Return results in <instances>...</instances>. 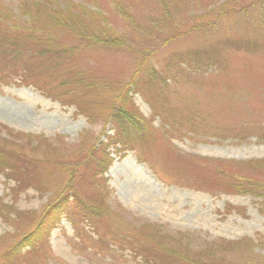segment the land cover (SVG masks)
Returning a JSON list of instances; mask_svg holds the SVG:
<instances>
[{
  "label": "rangeland",
  "instance_id": "rangeland-1",
  "mask_svg": "<svg viewBox=\"0 0 264 264\" xmlns=\"http://www.w3.org/2000/svg\"><path fill=\"white\" fill-rule=\"evenodd\" d=\"M107 1L0 0V139L25 155L32 179L16 185L0 171V252L34 227L75 168L70 186L101 206L99 231L63 218L46 242L22 250L18 264H145L129 244L140 236L190 256L201 251L206 264H264V198L204 183L216 169L264 183V0H114L125 19ZM250 4L240 14L218 15ZM52 5L85 25L55 27ZM36 10L37 34L56 33L64 52L13 48L9 27L29 23ZM95 23L120 44L88 46L75 37L74 30L92 32ZM248 36L261 51L237 54L225 72L217 65L179 66L166 80L167 102L160 95L156 110L147 96L133 93L154 139L108 147L106 168L96 178L81 176L88 148L113 134L112 103L131 76L139 79V64L156 68L176 51ZM48 46H56L55 38ZM218 74L234 81L217 87L210 82Z\"/></svg>",
  "mask_w": 264,
  "mask_h": 264
},
{
  "label": "trees",
  "instance_id": "trees-1",
  "mask_svg": "<svg viewBox=\"0 0 264 264\" xmlns=\"http://www.w3.org/2000/svg\"><path fill=\"white\" fill-rule=\"evenodd\" d=\"M109 1L114 4L115 14L125 19L127 12L124 7H122L121 4L118 5L115 3L114 0H108L107 2ZM38 3L40 2H35V8L38 9V6H44ZM252 4L247 6L248 8L246 9L243 5L239 8H231V11L224 9V11L218 13V15H222L225 12H227V14H240L255 6ZM54 5H52L53 9L48 17L55 27H69L68 24L70 21H76L80 26L85 25V21L82 20L83 18L80 16L71 17L70 14L65 17L62 8L60 6L54 7ZM47 10H49V8ZM91 13L97 14L96 12ZM0 18L3 19V14H0ZM90 19L93 20L91 17ZM37 23L41 24L42 22L36 10L35 15L32 16L29 23L21 27H19L21 24H17L18 26L12 24L9 27L8 31L11 30L10 32L13 33L14 37V42L12 43L13 48L18 50L19 47H22V44H24L23 47L27 45L37 48L40 47V52L42 53L64 52L66 48L61 45L62 42L56 41V39L59 40L56 33H51L50 36L46 37L37 34L40 32L35 27ZM208 23L210 26H214L216 21L213 20ZM86 26H88V23ZM55 27L53 26V28ZM74 31L75 37L86 39L88 46L95 44L111 47L120 44L119 40L121 38H119V36L116 38L112 36L110 29L107 28L106 25L101 26L95 23L92 32H87L86 30L79 33L78 29ZM53 38H55L56 43L54 48L48 46L49 41ZM168 38H171V35H169ZM260 49L259 41L249 36L244 39L219 37L205 46L181 50L182 52L176 51L169 55L159 67L155 68L149 63L145 65L139 64L138 68L135 70L142 72L139 79L136 80L131 76L129 82L120 88L116 100L112 103L109 121L113 128V134L106 137L105 143H95L88 148L81 161L82 168L84 169L81 176L85 179L96 178L97 175L106 168L109 163L108 147L115 145L128 147L131 146V140L143 141L144 137L148 136L149 141L154 139L150 138L152 129L147 126L141 114L137 112L136 107H134L132 102L133 93H142L147 96L150 105L156 110L160 107L158 106L159 102L156 105L157 98H159L160 95H163L161 98H165L164 90L167 87L166 80L168 78H175V73L179 69V66L182 68V65H184L190 68L197 65H205L208 67L217 65L220 72H225V65H227V62L232 57L244 53L251 55L253 52L261 51ZM248 71L250 72L251 69ZM170 72L171 75L169 74ZM163 73L166 74V77ZM231 81L234 80L228 78L226 74H218L210 83L218 87L222 84H232ZM157 83L158 85L154 86V84ZM153 86L155 87L154 92ZM151 92H153V94H151ZM61 102H63V100H61ZM165 102H167V98H165ZM6 143L5 139H0V171H6L7 177L12 178L16 185L29 186L32 179L28 178V175L25 174L28 159L23 157L25 155L21 151L19 152L11 148ZM199 162L202 163L200 160ZM216 167H218V164ZM73 170H75V168H73ZM73 170L67 179L66 186L52 200L47 202L39 213L34 227L0 252V264H18L22 250L26 247L35 248L38 244L46 242L50 232L63 218L67 219L72 224L80 222L88 223L92 230L99 231L98 220L102 219V208L98 204H90L84 200L76 190L70 186L71 182L76 178H73L75 174ZM250 180L249 178L238 177L232 173L228 174L222 169H216L213 175L210 174V176L206 178V182L204 181V183L213 187V190L249 194L264 198V183L261 184L257 181H252L250 183ZM65 188L67 189L66 191ZM129 237H131V234ZM132 243L134 245V247L131 248L133 253L135 255H140L142 262L145 264H206L201 262V254L203 252H192L190 256L187 249H185L183 253L175 249L172 250L163 246L156 238L146 240V238L141 236L135 237L129 244Z\"/></svg>",
  "mask_w": 264,
  "mask_h": 264
}]
</instances>
